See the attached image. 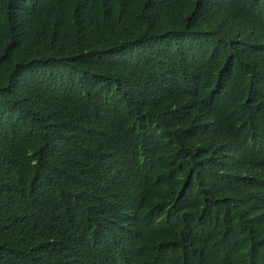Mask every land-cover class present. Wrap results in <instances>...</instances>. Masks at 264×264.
<instances>
[{"label":"trees","instance_id":"obj_1","mask_svg":"<svg viewBox=\"0 0 264 264\" xmlns=\"http://www.w3.org/2000/svg\"><path fill=\"white\" fill-rule=\"evenodd\" d=\"M0 264H264V0H0Z\"/></svg>","mask_w":264,"mask_h":264}]
</instances>
